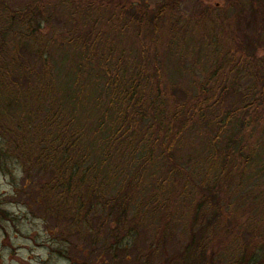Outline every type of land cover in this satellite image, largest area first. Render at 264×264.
<instances>
[{
    "label": "trees",
    "instance_id": "1",
    "mask_svg": "<svg viewBox=\"0 0 264 264\" xmlns=\"http://www.w3.org/2000/svg\"><path fill=\"white\" fill-rule=\"evenodd\" d=\"M61 1L64 4L70 2ZM72 1L83 3L88 0ZM181 3L182 0H164L159 9L168 13ZM254 4L255 0L248 1V6L256 13L254 16H258L255 10L259 8V1L256 2L258 8ZM236 6V9L243 8L241 4ZM4 8L5 14L9 8ZM40 13L42 10L38 6H27L12 10L11 18L29 25L35 35L39 23H34ZM212 23L219 25L217 21ZM88 35L95 37L91 31ZM152 40L157 43L154 38ZM92 42L87 38L74 45L81 50L75 66L77 72L64 66L65 69L53 71L49 67L51 56L46 57L44 48L38 49L37 57L46 69L43 80H38L39 92L32 89L31 83L23 85L15 80L4 46H0V170L4 175H13L17 182V173L13 174L8 164L20 168L24 182H17L15 186L18 194L27 198V208L33 213H41L45 219L64 221L66 229H76V235L84 244H98L102 253L108 251L113 246L112 240L121 232H125L126 237H134L139 230L142 221L134 216L137 213L136 197L131 191H141L148 185L144 176L154 170L157 161L163 164L160 171H165L166 175L155 183L156 191L145 204L150 207L153 203L152 209L142 210L151 215L167 216V205L171 207L177 198L176 190L172 189L184 181L183 167L176 159V152L183 137L191 127H196L195 119H198L209 127L210 132L216 128V135L210 137L212 151L211 159L207 161L208 170L197 186L199 193L193 197L197 203L191 212L192 223L199 232H192L182 255H172L171 260L175 264L190 260L193 264H264V247L253 249L249 240L243 243L241 237L235 241L238 255L234 256L231 250L215 251L222 239L216 230L228 229L225 225L220 227L226 206L232 228L240 225L241 234L246 228L241 224L237 210L232 215L230 205L234 197L229 196L230 190L240 192L238 200L242 197L248 202L241 209L236 205L241 215L246 214V221L251 223L259 215L264 221V192H259L264 191V180L257 181L263 183L260 188H256V182L249 183V168L255 156L260 158L257 143L250 142L251 137L246 134L249 129L246 119L239 120L237 127L232 123L237 113L221 111L225 98L231 97L228 92L230 79L239 78V75L244 79L249 75L243 70L245 63L236 62L234 48L227 50L222 43L214 45L212 50L216 56L210 61L209 77L197 80L200 95L194 103L191 104V100L176 102L172 109L161 84L163 62L159 51L152 54L142 44L140 53L129 62L127 50L120 48L116 54V45L110 43L107 52L95 61L99 65L95 75ZM205 51L203 60L206 64L209 60ZM12 57V61L18 63L17 57ZM23 67L38 73L29 65ZM48 68L53 73L48 72ZM29 76L32 80V73ZM257 90L259 97H263L264 84L255 92ZM234 94H237V88L232 91ZM6 143L9 148V144L12 146V151ZM218 147L221 149L217 150ZM260 162L257 173L264 175V156ZM189 182L185 183L187 188ZM164 186L169 190L165 194L162 193ZM246 186L249 188L241 192ZM221 187H226L223 199L218 197ZM179 195L182 198L186 193ZM215 197L220 200L213 202ZM138 211L141 212L140 208ZM1 217L10 218L2 208ZM167 238L168 234H165L162 242L148 248L145 264L152 256H162L159 248L162 244L166 249ZM123 242L124 239L117 242L116 247L132 248L131 241L124 246ZM70 247L71 244L64 242L65 251L68 252Z\"/></svg>",
    "mask_w": 264,
    "mask_h": 264
},
{
    "label": "rangeland",
    "instance_id": "2",
    "mask_svg": "<svg viewBox=\"0 0 264 264\" xmlns=\"http://www.w3.org/2000/svg\"><path fill=\"white\" fill-rule=\"evenodd\" d=\"M248 1L182 0L177 9L166 13V10L162 12L159 9L163 7L164 0H88L83 3L70 0L65 4L61 0H0V46H4L7 63L11 66L15 80L23 85L31 83L32 89L39 92L41 88L37 87L40 83L38 80H43L46 69L42 65V60L37 57L38 49L44 48L46 57L51 56L49 67L53 71L59 68L60 70L72 68L77 72L75 66L81 57V50H77L74 45L88 38L89 41H93L92 67L95 74L99 70V65L95 61L107 52L110 43L114 42L116 45V54L120 48H125L129 62L140 53L141 45L144 44L152 54L159 51L163 62L161 84L172 109L176 102L191 100L192 104L197 95H200V83L197 84V80L209 77L210 61L216 56L212 50L214 45L222 43L227 50L234 48L236 62L245 63L243 70L248 71L249 75L244 79H241L240 75L239 78L234 76L230 79L228 92L231 97L225 98V106L221 111L237 113L233 116L232 122L237 124V127L240 125L239 120L246 119V126L249 127L246 134L251 137L250 142L257 143L260 154V158L254 157L249 168V183L256 182V188H260L263 187V183L258 184L257 181L264 180V175L263 172L258 174L257 168L264 156V94L263 97H259V90L256 92L255 90L261 89L264 84V0H255V7L259 1L257 8L260 12L255 10L258 16H254L256 13L248 6ZM239 4L243 5V8L236 9V5ZM4 6L9 8L5 14ZM27 6H38L42 10V13L38 14V21L34 23L35 25L39 23L35 35H32L29 25L11 18L12 10ZM143 11H147L148 14H144ZM214 21L219 22V25H214L212 23ZM89 31L93 32L95 37L88 35ZM153 38L157 43L153 42ZM172 43L174 44L171 45ZM204 50L207 51L206 58L209 60L206 64L203 60ZM150 51L147 52L148 56L152 55ZM12 56L17 57L18 63L12 61ZM19 62L23 66L29 65L38 73L26 70ZM52 70L48 68V72L53 73ZM31 73L32 80L29 76ZM235 88L237 94L232 95ZM195 122L196 127H191L179 143L176 152V159L183 167L184 181L177 183V187L172 189L176 190L175 196L177 195L178 200L176 198L171 207L167 205L168 211L165 214L167 216L151 215L143 213L142 210L152 209L153 203L150 207L145 204L156 191L155 183L166 175L165 171H160L164 168L163 164L157 161L154 170L144 176V182L148 185L142 187L141 191H131L136 197L134 206H137L135 207L137 213H134V216L142 221L139 230L134 237H126L125 232H121V235L112 240V248L103 253L98 250V244L96 246H89L88 242L84 244L80 236L76 235V229L69 231L64 221L45 219L41 213H33L27 208V198L19 195L15 186L17 182L21 184L24 182L20 168L9 163V169L13 174L17 173L15 175L17 182L13 175H4L0 170V208L7 211L10 216L7 219L0 218V264H145L148 260L146 257L148 248L154 243L162 242L165 234H168V238L165 239L166 249L161 244L159 253L162 256H152L148 264H155L156 261L158 262L156 264H167L173 258L172 255L180 257L182 250L191 240L192 232L196 234L199 232L192 223L191 212L197 203L193 197L195 193H199L200 189L197 186L208 170L207 161L211 159L212 151L210 137L216 135V128L210 132L206 124L200 123L198 119H195ZM6 146L8 147L7 143ZM9 146L8 149L12 151V146L10 144ZM187 182L190 184L188 188L185 186ZM248 188L249 186L244 187L241 192ZM225 189L226 187H221L218 191L219 198L223 199ZM168 191L166 186L162 188L163 194ZM230 192L229 196L234 197L230 205L232 215L237 210L240 222L246 228L242 234L240 225L236 229L232 228L230 221L232 218L226 215L228 210L226 206L220 227L225 225L228 229L216 230L217 233H221L218 236L222 239L215 246V251L225 253L231 250L234 256L238 255L235 244L238 237H241L240 241L243 243L249 240L253 249L264 247V221L259 218L260 215L258 217L253 215L257 218L251 223L246 221L248 219L246 214L241 215L236 205L241 209V206L248 202L242 197L238 200L240 192L232 190ZM179 193H186V196L181 198ZM219 198L215 197L212 201H218ZM100 236L104 237L105 234ZM122 239L123 246L131 241L132 248L128 250L116 247V243ZM64 242L72 245L68 252L63 249ZM172 260L169 263L175 264ZM183 264L193 262L190 260Z\"/></svg>",
    "mask_w": 264,
    "mask_h": 264
}]
</instances>
